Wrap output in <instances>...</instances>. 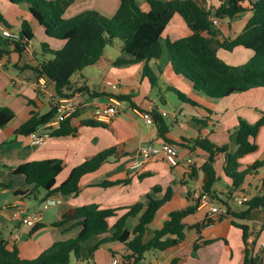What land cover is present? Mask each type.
I'll return each mask as SVG.
<instances>
[{
	"label": "crops",
	"instance_id": "0c3cea01",
	"mask_svg": "<svg viewBox=\"0 0 264 264\" xmlns=\"http://www.w3.org/2000/svg\"><path fill=\"white\" fill-rule=\"evenodd\" d=\"M76 0L74 3H77ZM85 1V0H84ZM90 1L88 11H96L110 18L115 15L120 7L121 0H87ZM203 7H218L219 0H195ZM72 4L64 17L76 4ZM145 9L147 5L143 4ZM0 11L5 15L7 22L14 26L12 31L19 32L22 21L30 20L35 33L23 55L10 53L0 58V107H9L15 112V118L0 130V234L8 241L9 248L17 246L20 256L24 259H34L56 241L68 240L76 237L80 227L69 231L52 227L51 224L67 211L87 204H97L100 208L119 209L118 215L109 219L113 227L130 206L138 202L147 203V195L154 199L164 197L169 186H173L174 195L157 213L144 236V241H149L154 236V230L161 227L169 214L175 210L185 208L194 203L188 199L189 192L195 193L202 190V186L209 181L207 173L200 168L207 160V155L200 149H189L175 145L179 150L180 159L171 161L163 155L149 159L140 168L134 165L142 158V151L150 147H160L165 144L159 137L155 124H148L142 117V112L158 108L159 112H166L165 118L171 124L169 139L180 143L181 139L209 138L217 146H229V152L234 153L237 148L235 129L239 118L250 123H256L264 116V88H258L246 93L234 94L223 99L209 98L194 90L185 79L176 75L172 70L166 44L192 35V30L181 16H176L165 29L161 43L164 54L159 60H152L147 65L160 76V86L152 88L150 81L142 78L141 73L145 63H132L133 57L122 50V43L114 41L112 46L106 48L104 55L98 63L85 68L74 76L73 80L82 84L84 81L92 88H100L98 92L118 94L122 92L128 98L122 101L117 115L104 126H83L76 135L63 137L52 136L41 145H33L29 136L17 134V130L30 119L33 113L45 115L55 105V88L43 77L31 69H22L26 65L35 66L36 57L42 50V44H49L50 48L59 50L64 46L62 41L48 37L45 29L39 22L32 18L27 5H14L8 0H0ZM77 11L75 14H81ZM253 16L252 11H247L234 18H224L215 23L216 37L210 38L212 48L220 58L232 65L247 62L254 53L243 47H238L234 52H227L220 48L218 41L224 38L236 37ZM69 19V17H68ZM111 47H114L113 49ZM112 49V50H110ZM235 55L241 56L240 59ZM235 56V57H233ZM120 59L123 64H117ZM117 84L114 88L109 84ZM168 87L188 95L197 106H192L178 100L179 108L168 112L160 101L167 103ZM82 96L76 95L77 98ZM112 97H92L86 93L77 105V117L73 119V126L80 122L94 118V110L98 106L110 104ZM207 121L202 126L194 119ZM257 142L260 149L257 153L246 157L243 164H252L256 160L264 159V128L261 130ZM114 149L116 156L112 157L99 170L85 175L80 182V192L77 195H54L43 201L45 191L40 190L36 197L22 199L15 192L27 190L29 187L24 175L14 174L13 170L30 161L56 159L66 164L65 169L57 178L61 184L68 178L71 171L97 154ZM224 156L215 164L217 177L215 188L226 191L224 186H230L231 181L225 176L223 166ZM188 161L193 162V167L198 171V178L190 180L192 168ZM140 177H142L140 179ZM130 180L128 184L104 187L106 181ZM159 186L162 191H154ZM240 194L250 198L262 192L264 194V169L246 178L240 188ZM237 196L230 203L231 212L241 213L247 209L244 204L237 202ZM49 200L53 204H49ZM47 206V207H46ZM19 212L21 216L30 213L41 215V228L33 235H28L30 228L21 223L20 218L14 217ZM232 214L214 218L206 207L199 206L195 213L184 218L187 226H196L204 222L210 223L199 233L196 229L187 230L186 243L170 252H148L139 264H171L180 259V264H241L244 257L245 244L242 231L233 222L247 224L253 234L252 245L255 252L264 248V207L253 210L246 219H239ZM132 218L128 225L132 230L138 223V218ZM256 238L254 233L259 232ZM214 240V243L198 249L193 255L195 244L200 240ZM91 240L86 242L81 249V255L86 258ZM122 243H111L101 247L93 256L91 264H113L120 260L125 253Z\"/></svg>",
	"mask_w": 264,
	"mask_h": 264
},
{
	"label": "trees",
	"instance_id": "16d2710c",
	"mask_svg": "<svg viewBox=\"0 0 264 264\" xmlns=\"http://www.w3.org/2000/svg\"><path fill=\"white\" fill-rule=\"evenodd\" d=\"M14 5H27L32 18H35L45 29V34L64 43V46L55 50L49 44L43 43L36 65H26L22 69H31L38 76L43 77L55 88V105L53 109L40 115L33 113L18 130L17 134L29 136L49 123L56 114V107L60 100L73 98L78 94L87 93L92 97L108 96L125 100L128 95L98 92L84 81L79 84L74 81L75 75L85 68L99 62L106 48L112 46L118 39L122 43V50L133 57L132 63H145L141 76L150 81L152 88L160 86V76L147 64L152 60H159L164 54L161 37L176 16H181L192 30V35L177 41L167 40L166 49L172 63L173 72L187 80L195 91L209 98L223 99L234 94L264 88V0H219L218 7L209 8L200 6L195 0H121L120 7L112 18H107L96 11H86L76 17L66 19V11L76 0H8ZM147 5L148 9L143 7ZM247 11H252L253 16L243 30L234 38L227 37L219 40L220 48L227 52H234L238 47L250 50L254 55L245 63L232 65L219 57L210 44V38L216 37L215 21L224 18H234ZM3 29L11 30L14 26L9 24L5 15L0 11V58L8 56L11 52L23 55L35 33L30 20L22 21L18 32V39L4 36ZM125 61L120 59L117 64ZM167 91L176 94L183 103L197 106L188 95L174 87ZM163 103L164 100L162 101ZM154 124L158 129L159 137L165 143L195 151L202 150L207 155V160L200 168L208 174L209 181L202 186V190L210 194L218 204L225 206L228 213L232 214L230 203L235 196L240 194L246 178L264 169V159L256 160L252 164H243V160L260 149L257 142L261 130L264 128V116L256 123H250L239 118L235 129L238 148L234 153L229 152V146H217L209 138L185 139L180 143L169 139L171 124L159 112L158 108L149 110ZM74 115L63 122L57 130L53 131L55 137L76 135L83 126H104L103 122L88 119L73 126ZM15 118V112L9 107H0V130L4 129ZM202 126L207 121L194 119ZM225 155L223 171L231 181V185L224 186L226 191L215 188L217 177L215 164L221 156ZM116 156L114 149L105 150L92 159L87 160L74 168L68 178L57 184V178L65 169L66 164L61 160L47 159L26 162L13 170L14 174L24 175L29 187L27 190L15 192L22 199L36 197L37 193L45 191L43 201L54 195H77L80 192L82 178L99 170L112 157ZM142 177H140L141 179ZM198 178V171L192 168L190 180ZM130 180L106 181L104 187L119 184H128ZM207 185V187H206ZM160 192L162 188L154 187ZM174 195L173 186H169L161 199H154L147 195V203L138 202L128 208L113 227L109 219L118 215L121 210L115 208L103 209L97 204H87L73 208L54 221L51 226L64 231L80 227V233L73 238L56 241L51 247L44 250L34 259H24L20 256L17 246L9 248L8 241L0 234V264H91L94 253L101 247L111 243H122L125 253L118 264H139L148 252H170L182 247L186 243L187 230L196 229L200 233L207 223L187 226L183 220L195 213L200 206L199 199L194 193L189 192L188 199L193 204L175 210L163 222L161 227L154 230V236L147 242L144 236L154 221L159 210L171 201ZM247 209L232 215L239 219H246L256 209L264 207V194L258 192L245 204ZM0 206V210H1ZM138 218L137 225L131 230L128 223L132 218ZM242 231L245 244L244 257L241 264H264V248L255 252V245L249 244L251 235L250 226L233 222ZM45 227L37 224L30 228L28 235ZM259 232L254 233L255 237ZM91 240L88 255H81L82 246ZM214 243V240L200 239L194 247L193 255L198 249ZM182 260L176 259L171 264H180Z\"/></svg>",
	"mask_w": 264,
	"mask_h": 264
},
{
	"label": "built area",
	"instance_id": "2783aa9c",
	"mask_svg": "<svg viewBox=\"0 0 264 264\" xmlns=\"http://www.w3.org/2000/svg\"><path fill=\"white\" fill-rule=\"evenodd\" d=\"M216 23V21H215ZM4 36L12 39H18V32L3 29ZM110 86L116 88L117 84H109ZM77 97L62 99L59 101L56 107V114L53 120L44 125L40 130L33 132L29 135L31 143L33 145H41L53 135V131L60 128L61 124L71 118L77 110L76 105ZM122 105V101L116 97H112L111 103L103 106H98L94 110V118L97 121L107 123L111 121L118 113L119 107ZM161 114L166 117L168 113L161 112ZM142 117L148 124H154L153 117L149 111L142 112ZM163 155L171 161L177 162L180 159L179 150L173 144L165 143L160 147H150L142 151L141 160L137 161L134 165L135 168L142 167L146 161L152 158ZM225 160V156H224ZM188 167L191 169L193 167V162L188 161ZM194 197L199 199V204L202 207L208 208L209 212L213 214L214 218H220L222 216L228 215V209L216 203L210 196L209 193L203 190L196 192ZM237 202L240 204H245L250 197L246 194H241L236 198ZM47 207V206H46ZM14 217L20 218L21 223L29 228H32L41 222V215L39 213H30L26 216H21L19 212L14 213ZM253 234L250 235L248 243L251 244L254 240ZM255 235V234H254ZM113 264H118V260H114Z\"/></svg>",
	"mask_w": 264,
	"mask_h": 264
},
{
	"label": "rangeland",
	"instance_id": "374dc122",
	"mask_svg": "<svg viewBox=\"0 0 264 264\" xmlns=\"http://www.w3.org/2000/svg\"><path fill=\"white\" fill-rule=\"evenodd\" d=\"M74 4H76V5H74L72 7V9H70L68 11L67 17L65 16L66 19H68V17L70 19V18H73V17H76V16L80 15V14H75V16H73V14L77 13V11H82L83 10V12H81V14L85 13L86 11H88L89 10L88 7L90 6V1L78 0L77 3H74ZM110 18H112V17H110ZM116 42H120V41L118 39H116ZM111 48L113 49L114 47H111ZM112 49H110V50H112ZM226 53H227V51H226ZM235 56L237 58H239V59L241 57L239 55H235ZM235 56H233V57H235ZM160 103L165 108V110L170 112V113L174 112L176 109H178L179 108L178 104H180L178 102V98H177L176 94H174V93H167V103H163L161 101H160ZM231 203H233V202H231Z\"/></svg>",
	"mask_w": 264,
	"mask_h": 264
},
{
	"label": "water",
	"instance_id": "95a60500",
	"mask_svg": "<svg viewBox=\"0 0 264 264\" xmlns=\"http://www.w3.org/2000/svg\"><path fill=\"white\" fill-rule=\"evenodd\" d=\"M92 90H95V91H100V88H96V86H92ZM86 95V93H83L82 96H80L79 98L76 99V105H78V103H80V100H82L84 98V96ZM208 176V174H207ZM207 187V185H206ZM49 204H53V202L51 200L48 201Z\"/></svg>",
	"mask_w": 264,
	"mask_h": 264
}]
</instances>
